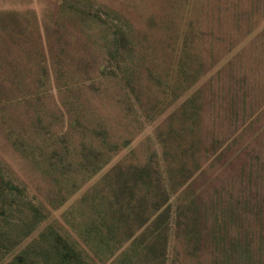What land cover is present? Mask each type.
<instances>
[{
    "label": "rangeland",
    "instance_id": "rangeland-1",
    "mask_svg": "<svg viewBox=\"0 0 264 264\" xmlns=\"http://www.w3.org/2000/svg\"><path fill=\"white\" fill-rule=\"evenodd\" d=\"M0 177V264H264V0H0Z\"/></svg>",
    "mask_w": 264,
    "mask_h": 264
},
{
    "label": "trees",
    "instance_id": "trees-1",
    "mask_svg": "<svg viewBox=\"0 0 264 264\" xmlns=\"http://www.w3.org/2000/svg\"><path fill=\"white\" fill-rule=\"evenodd\" d=\"M113 35L115 37L114 44L109 45L110 47H107L111 51V58L117 63V68H119L120 72L123 73V65L126 63V58H124L125 55L128 54L130 45L128 40L126 39V32L123 33L125 41L127 42H121V39L118 37L120 36V32L118 31V28H114ZM127 70V67H124ZM119 72V71H118ZM0 185L2 187L7 188L8 190V198H14L16 196V193H19V189L12 183L11 180L8 179V182H6L3 178L0 177ZM38 212L36 211V215ZM201 236V234H200ZM52 243L51 248L49 249L46 257V261L50 262L52 261L53 264H84L81 260L79 254H77V251L70 246L66 241H64L59 235H54L51 237ZM24 263V259L22 257L20 260Z\"/></svg>",
    "mask_w": 264,
    "mask_h": 264
}]
</instances>
